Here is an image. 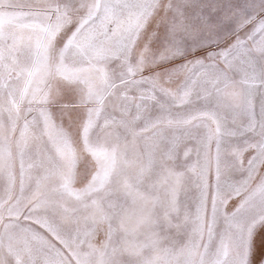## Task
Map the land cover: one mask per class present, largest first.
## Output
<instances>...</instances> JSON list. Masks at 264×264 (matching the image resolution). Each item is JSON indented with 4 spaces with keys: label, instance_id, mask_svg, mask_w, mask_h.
I'll list each match as a JSON object with an SVG mask.
<instances>
[{
    "label": "snow or ice",
    "instance_id": "6c2138e0",
    "mask_svg": "<svg viewBox=\"0 0 264 264\" xmlns=\"http://www.w3.org/2000/svg\"><path fill=\"white\" fill-rule=\"evenodd\" d=\"M0 264H264V0H0Z\"/></svg>",
    "mask_w": 264,
    "mask_h": 264
}]
</instances>
